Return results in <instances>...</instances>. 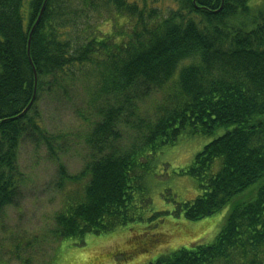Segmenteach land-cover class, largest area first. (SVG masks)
<instances>
[{
	"label": "trees",
	"instance_id": "1",
	"mask_svg": "<svg viewBox=\"0 0 264 264\" xmlns=\"http://www.w3.org/2000/svg\"><path fill=\"white\" fill-rule=\"evenodd\" d=\"M250 2L0 0V218L20 198L21 142L53 150L41 100L64 101L80 86L90 159L68 180L87 182L47 240L135 221L150 158L186 137H213L180 170L200 194L178 213L193 222L229 204L224 223L211 243L150 264H264V2ZM103 15L113 16L110 31L89 33ZM157 91L151 117H141L139 104ZM124 128L134 130L129 147L120 145Z\"/></svg>",
	"mask_w": 264,
	"mask_h": 264
},
{
	"label": "rangeland",
	"instance_id": "2",
	"mask_svg": "<svg viewBox=\"0 0 264 264\" xmlns=\"http://www.w3.org/2000/svg\"><path fill=\"white\" fill-rule=\"evenodd\" d=\"M263 2L251 0L250 5ZM167 4L170 2L163 1L162 5ZM105 17L91 18L89 33H108L113 16ZM162 96L163 92L157 91L141 102L140 116L151 117ZM84 100L80 86L64 101L48 97L41 100L42 124L55 137L53 150L30 140L20 144L18 166L22 189L16 205L7 207L0 218V261L44 264L54 255L50 264H150L176 249L211 243L224 223L229 204L193 222L178 213L182 203L200 194L196 181L180 170L213 139L202 136L186 137L150 158V171L135 195L138 203L135 221L107 234H88L82 240L46 239L54 226V216L82 198L87 182V178L78 182L68 180V176L79 174L90 159V150L83 139L89 129L84 118L90 116ZM122 133V147L135 143L134 130L124 128ZM60 170L64 172L62 180ZM155 213L159 216L152 218Z\"/></svg>",
	"mask_w": 264,
	"mask_h": 264
},
{
	"label": "water",
	"instance_id": "3",
	"mask_svg": "<svg viewBox=\"0 0 264 264\" xmlns=\"http://www.w3.org/2000/svg\"><path fill=\"white\" fill-rule=\"evenodd\" d=\"M43 9H44V5L42 6V8H41V10H40V14H39V16H38V18H37V20H36V23H38V21H39V19H40V17H41V14H42V12H43ZM28 45H29V41H28ZM32 100H33V98H32ZM32 100H31V102H32ZM30 102V103H31ZM26 110H27V108L22 112V113H25L26 112ZM21 113V114H22ZM20 114V115H21ZM20 115H18V116H16V117H19Z\"/></svg>",
	"mask_w": 264,
	"mask_h": 264
}]
</instances>
